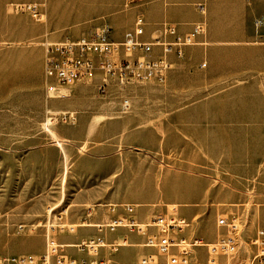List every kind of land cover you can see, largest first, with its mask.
I'll list each match as a JSON object with an SVG mask.
<instances>
[{
  "label": "crops",
  "instance_id": "obj_1",
  "mask_svg": "<svg viewBox=\"0 0 264 264\" xmlns=\"http://www.w3.org/2000/svg\"><path fill=\"white\" fill-rule=\"evenodd\" d=\"M10 2L37 4L43 19L9 11ZM197 4L203 5V13ZM263 9L264 0H141L130 8L124 7V0H0V46L12 45L5 60L13 64L15 72L6 71L5 87L15 94L20 88L27 108L35 104L39 112L45 108L74 113L73 121L58 122L55 127L58 137L68 142L62 150L75 159L70 166L73 179L64 184L69 183L67 188L77 192L73 197L77 205L102 199L116 206L111 212L104 205L100 217L105 219L90 217L84 221L90 226H78L73 232L53 231L55 240L64 246L65 258L86 264L104 259L114 264H137L141 257L154 253L142 245L145 237L137 232L125 228L98 231L94 226L124 213L121 205L130 203L122 202L126 198L120 191L161 190L168 175L184 177L189 183L187 190L203 191V181L192 182V174L231 176L235 190L244 188L237 177L258 176L254 188L264 191V26L256 23ZM137 12L145 19L142 39L165 21L173 23L178 33L189 31L196 22L205 26L196 43L184 47L181 56L168 55L172 67L162 82H143V88L151 93L148 102L134 104L125 114H108L117 110L124 113L129 107L123 110L121 101H112L119 87L114 78H109L104 94L97 93L96 84L102 76L97 68L87 82L77 81L68 87L70 98H45L43 41L76 39L101 26L110 28L112 39L120 40L133 28ZM128 85L131 92L139 89L136 81ZM159 94L162 101H157ZM131 123L138 125L129 128ZM89 138L97 141L88 146L92 154L76 155V146ZM122 146L143 151L148 157L117 156L115 150ZM175 197L178 201L190 198ZM130 205L139 223L160 214L146 205ZM137 207L149 209L145 217L137 216ZM175 211L190 221L184 237L201 236L199 206ZM208 215L213 220V214ZM260 215L264 219V207ZM95 237L106 243L125 239L126 244L116 251L100 247L94 255L75 247L81 240ZM202 250L195 248L192 259L199 260L201 256L195 255Z\"/></svg>",
  "mask_w": 264,
  "mask_h": 264
},
{
  "label": "rangeland",
  "instance_id": "obj_2",
  "mask_svg": "<svg viewBox=\"0 0 264 264\" xmlns=\"http://www.w3.org/2000/svg\"><path fill=\"white\" fill-rule=\"evenodd\" d=\"M11 3L25 2L8 4L9 11L21 12L11 9ZM10 46L12 45L0 46V264H20L18 263L20 256H31L37 262L43 250L46 218H49L53 224L66 225L79 224L88 221L90 217L91 219L94 217L97 221L96 217H100L103 213L102 210L105 208L103 206L113 202L102 199L85 205H77L73 202L77 192L69 190L67 188L69 183L64 184V182L73 179L70 175V166L75 159L68 157L64 149L60 150L43 127L47 113L63 111L42 108L39 112L35 104L27 108L20 88H16L18 90L15 94L9 91L11 88L5 87L6 71L13 75L15 73L13 64L5 60L6 55L10 54ZM13 47H18V44ZM136 84L139 87L136 92H131L130 85L117 87V93L112 98L116 104H119L123 98H127L129 109L124 113L117 110L107 112L108 114H125L134 104L148 102L150 91L143 88V82H136ZM68 87H61L58 91L65 96L54 99L62 101L70 98L72 94ZM156 97L157 101L163 99L161 94ZM72 115L74 116V113ZM58 122L62 121H57L47 128L55 132ZM136 125L138 124L131 123L127 126L133 128L137 127ZM85 142L76 146L74 149L76 155L92 154L88 146L97 141L89 138ZM67 143V140L62 142V146ZM82 145L83 147L79 149ZM115 151L117 156L129 153L131 156L140 158L148 157L145 152L129 147L122 146ZM158 165L161 166L160 162ZM189 177L192 182L202 180L204 190L200 192L195 189L187 190L189 183L184 177L168 175L161 183V190L158 188L148 192L123 190L119 193L126 198L122 202L146 205L160 214L171 211L170 203L177 204L176 210L185 206H199L201 212L197 219L203 222L201 225L203 233L198 232V234L205 242H213L216 235L226 234L227 230L224 226L216 227L217 218L235 216L239 221L236 260L239 264H264V259L254 258L256 248L250 243L256 230L264 228V219L260 215L261 208L264 207V191L254 188L258 186V176L237 177L244 183L243 190H235L231 183V176L224 174H192ZM142 193L144 198L140 197ZM176 195L190 198L178 201ZM50 208L52 211L48 214ZM63 210L66 211L63 212ZM148 211L149 209L137 207L136 214L139 217H145ZM60 213L62 218L58 219ZM209 213L213 214V220ZM100 218L99 220L105 219L103 216ZM55 231L67 230L66 227L59 230L57 225ZM199 255L201 256L199 260L204 261L205 248L195 256ZM223 258L224 256H219L220 261Z\"/></svg>",
  "mask_w": 264,
  "mask_h": 264
},
{
  "label": "built area",
  "instance_id": "obj_3",
  "mask_svg": "<svg viewBox=\"0 0 264 264\" xmlns=\"http://www.w3.org/2000/svg\"><path fill=\"white\" fill-rule=\"evenodd\" d=\"M141 0H124V7L136 6ZM203 13V5H196ZM11 9L28 13L35 20H42L43 14L35 3H11ZM259 26H264V9L261 18L256 20ZM145 19L141 12L134 16L133 28L123 33L120 40L111 38V30L107 26L96 28L87 36L76 39H64L57 42L43 41L44 60L43 73L45 77V98H57L65 96L58 93L61 87H68L77 81L87 82L94 70L101 71L102 76L96 84L98 94H104L107 90L109 78H114L121 87L131 82H144L154 80L162 82L167 71L172 67L168 55L181 56L183 48L196 43L197 35L204 32V23L196 22L192 28L184 33H178L176 26L170 22H162L154 29L147 39L144 35ZM123 110L128 109L129 100L121 101ZM73 121L74 116L70 112L47 113L43 127L47 130L49 125L57 121ZM113 212L115 204L106 205ZM123 214L117 215L107 221L97 223L94 226L98 231L106 230L114 232L117 228H125L137 232L145 237L142 245L154 249L153 254H148L139 259L137 264H239L235 254L237 252L239 221L235 216L231 218L220 217L216 220L217 226H224L226 234L217 236L213 242H205L201 236L186 238L183 231L189 226V222L177 215L175 207L170 208V214H156L146 222H137L132 214L134 207L130 204H122ZM52 208L48 210V214ZM66 210H63L65 212ZM62 213L58 215L61 219ZM44 225L43 251L38 261L31 256H20V264H86L75 259L65 258L62 254L63 244H59L53 237L56 226L62 230L66 227L69 232L74 231L71 224H53L46 218ZM152 228L154 232H148ZM251 239V245L255 246V257L264 259V228H259ZM126 244L123 239L119 242L106 243L100 237L87 238L75 244V247L88 254H96L100 247L106 246L110 251H116L119 246ZM204 247L206 258L204 261L192 259L194 249ZM219 256H224L219 260ZM158 257L162 258L159 261ZM253 258V259H254ZM87 264H114L107 259Z\"/></svg>",
  "mask_w": 264,
  "mask_h": 264
},
{
  "label": "bare ground",
  "instance_id": "obj_4",
  "mask_svg": "<svg viewBox=\"0 0 264 264\" xmlns=\"http://www.w3.org/2000/svg\"><path fill=\"white\" fill-rule=\"evenodd\" d=\"M47 132L50 135L51 140L59 147L60 150H62V142L66 141V140L65 139H60V137H58L57 134L54 131H52L51 129H49V128H47ZM171 206L174 207L175 205L172 204V205H170V207ZM71 226H73L74 228H76L78 226H90V223H86V222L83 221L82 223H79V224H77V223L76 224L75 223L71 224Z\"/></svg>",
  "mask_w": 264,
  "mask_h": 264
}]
</instances>
